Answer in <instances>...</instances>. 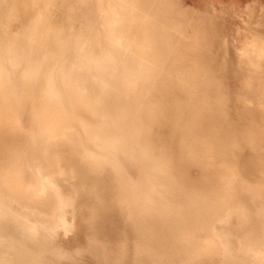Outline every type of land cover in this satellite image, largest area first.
<instances>
[{
    "label": "bare ground",
    "instance_id": "1",
    "mask_svg": "<svg viewBox=\"0 0 264 264\" xmlns=\"http://www.w3.org/2000/svg\"><path fill=\"white\" fill-rule=\"evenodd\" d=\"M17 8L0 37V264H264V36L236 66L210 59L205 19L184 38L175 0ZM80 225L84 246L58 244Z\"/></svg>",
    "mask_w": 264,
    "mask_h": 264
},
{
    "label": "rangeland",
    "instance_id": "2",
    "mask_svg": "<svg viewBox=\"0 0 264 264\" xmlns=\"http://www.w3.org/2000/svg\"><path fill=\"white\" fill-rule=\"evenodd\" d=\"M18 0H7L3 9L0 7V37L2 41L8 38L22 28V19L18 14ZM183 11L190 18L187 21L184 38L191 37L196 31L203 30L200 20L205 19L216 26L218 40L214 41V51L211 52L210 59H220L224 53L235 60L236 66L239 60L240 49L249 41V36H264V0H175ZM252 7V12L248 11ZM216 42V47H215ZM216 48V49H215ZM219 50V54H217ZM208 50L207 53H209ZM200 56L193 55L192 60H197ZM241 58V57H240ZM236 86L237 80L231 79L230 85ZM13 214L16 219L21 220L30 228V231L36 232L38 226L36 221L23 210H15ZM42 226H47V220H43ZM57 230L60 229L58 223H54ZM37 233V232H36ZM61 233V234H60ZM58 244L64 249L73 250L84 246L86 242L85 227L80 225L73 231L60 232ZM64 233V234H63ZM37 235V234H36ZM66 235V236H65ZM63 237V238H62ZM65 237V238H64ZM60 242V243H59ZM83 264H95L93 259L86 257Z\"/></svg>",
    "mask_w": 264,
    "mask_h": 264
},
{
    "label": "water",
    "instance_id": "3",
    "mask_svg": "<svg viewBox=\"0 0 264 264\" xmlns=\"http://www.w3.org/2000/svg\"><path fill=\"white\" fill-rule=\"evenodd\" d=\"M242 159H243V158H242ZM42 230H43V229H42ZM70 231H73V230H70ZM70 231H69V232H70ZM59 233H60V232H59Z\"/></svg>",
    "mask_w": 264,
    "mask_h": 264
}]
</instances>
